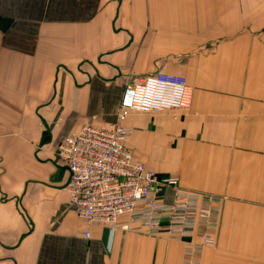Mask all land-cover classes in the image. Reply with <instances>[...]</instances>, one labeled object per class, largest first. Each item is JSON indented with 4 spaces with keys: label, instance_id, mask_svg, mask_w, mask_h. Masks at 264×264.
Wrapping results in <instances>:
<instances>
[{
    "label": "crops",
    "instance_id": "1",
    "mask_svg": "<svg viewBox=\"0 0 264 264\" xmlns=\"http://www.w3.org/2000/svg\"><path fill=\"white\" fill-rule=\"evenodd\" d=\"M158 72L185 77L191 105L132 113L126 146L217 198L214 247L127 216L88 228L70 202L59 144ZM189 261L264 264V0H0V264Z\"/></svg>",
    "mask_w": 264,
    "mask_h": 264
},
{
    "label": "built area",
    "instance_id": "2",
    "mask_svg": "<svg viewBox=\"0 0 264 264\" xmlns=\"http://www.w3.org/2000/svg\"><path fill=\"white\" fill-rule=\"evenodd\" d=\"M192 97L185 77L164 72L146 76L126 86L117 121L105 127L86 125L59 144L58 155L70 172V202L88 228L114 226L127 216V231L199 237L202 247L215 246L209 230L217 225L216 209L205 204L217 198L204 199L182 188L179 177L159 176L126 146L132 130L124 122L132 113L186 109ZM168 188L174 190L171 202L165 199ZM84 236L89 238L90 231Z\"/></svg>",
    "mask_w": 264,
    "mask_h": 264
}]
</instances>
